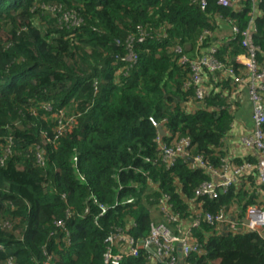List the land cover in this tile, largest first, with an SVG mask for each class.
Listing matches in <instances>:
<instances>
[{
    "label": "trees",
    "instance_id": "trees-1",
    "mask_svg": "<svg viewBox=\"0 0 264 264\" xmlns=\"http://www.w3.org/2000/svg\"><path fill=\"white\" fill-rule=\"evenodd\" d=\"M215 11L238 17L216 0L205 13L191 0H0V264H103L114 228L132 219L129 233L147 235L150 216L138 203L148 180L186 213L175 183L191 197L206 176L181 161L170 171L144 161L156 157L149 118L162 124L165 141L189 136L194 154L219 162L232 116L186 110L188 70L173 50L191 56ZM260 41L264 51V29ZM225 104L218 95L206 100L210 108ZM131 196L133 204L119 203ZM256 198L231 189L203 208L235 203L241 216ZM98 204L107 207L101 216ZM201 227L204 243L209 227ZM204 248L186 264H264L255 233L213 236ZM146 255L123 264H154Z\"/></svg>",
    "mask_w": 264,
    "mask_h": 264
},
{
    "label": "built area",
    "instance_id": "built-area-1",
    "mask_svg": "<svg viewBox=\"0 0 264 264\" xmlns=\"http://www.w3.org/2000/svg\"><path fill=\"white\" fill-rule=\"evenodd\" d=\"M191 2L206 12L208 0ZM216 5L238 17L232 18L220 11L211 13L212 26L202 28L197 33L191 56L181 52L182 46L173 47L178 54L176 63L186 66L188 70L182 87L192 91L189 102L193 108L186 110L218 112L227 109L233 116L236 104L230 94L224 92L235 90L238 86L245 87L252 105L253 125L240 137V142L252 151L255 162L246 159L235 162L229 158L226 151L227 134L221 139L220 150L223 155L214 165L202 154L193 153L189 136L165 141L162 138L165 131L163 135L158 132L154 138L156 157H144L145 162L170 171L181 161L190 171H202L206 179L196 187L191 197L184 195L180 184L175 183L176 192L187 206L186 213L174 208L171 196L161 191L158 182L148 180L138 203L145 206L150 216L147 235L135 237L129 233L136 226L132 219L128 220L125 227L114 228L104 240L103 264H123L139 257L141 250L147 254V261H153L154 264H186L190 256L206 254L204 243L213 236L255 233L264 241V51L260 44L264 29V0H216ZM242 17L245 19L241 23ZM143 40L144 37H140L138 42ZM234 46L239 47L241 52L231 55ZM126 59L135 61L134 54L130 53ZM214 95L223 98L226 104L212 108L206 106L207 98ZM149 120L156 128L162 127L153 118ZM231 189H243L257 196L255 203L246 206L243 215H239L235 203L223 205L215 211L203 208L204 199L217 201ZM156 191L159 195L153 197ZM135 200L131 196L119 203L133 204ZM98 206L100 216L105 214L107 207L103 204ZM203 224L209 227V230L201 232L204 243L196 235Z\"/></svg>",
    "mask_w": 264,
    "mask_h": 264
},
{
    "label": "crops",
    "instance_id": "crops-1",
    "mask_svg": "<svg viewBox=\"0 0 264 264\" xmlns=\"http://www.w3.org/2000/svg\"><path fill=\"white\" fill-rule=\"evenodd\" d=\"M225 94H230L232 100H234L236 104V108L234 110L232 121H231V129L227 133V144L226 151L229 158L233 160H245L248 157H252V151L246 147H244L240 142V137L243 134H246L249 130H251L253 121H252V105L246 95L245 87H237L235 90L226 91ZM190 101V100H189ZM186 102L184 105L186 109L193 108V104L190 102ZM253 158V157H252Z\"/></svg>",
    "mask_w": 264,
    "mask_h": 264
},
{
    "label": "rangeland",
    "instance_id": "rangeland-1",
    "mask_svg": "<svg viewBox=\"0 0 264 264\" xmlns=\"http://www.w3.org/2000/svg\"><path fill=\"white\" fill-rule=\"evenodd\" d=\"M71 17L72 16H70V14H63L62 15V20L65 23L70 24V25L76 24L77 23V20H75L74 18L72 19Z\"/></svg>",
    "mask_w": 264,
    "mask_h": 264
},
{
    "label": "water",
    "instance_id": "water-1",
    "mask_svg": "<svg viewBox=\"0 0 264 264\" xmlns=\"http://www.w3.org/2000/svg\"><path fill=\"white\" fill-rule=\"evenodd\" d=\"M157 130L159 132L160 135H163L164 134V130L162 129V127L158 126L157 127Z\"/></svg>",
    "mask_w": 264,
    "mask_h": 264
}]
</instances>
